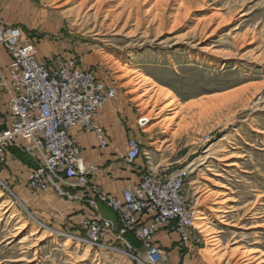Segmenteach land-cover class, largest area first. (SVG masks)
<instances>
[{
    "label": "rangeland",
    "instance_id": "1",
    "mask_svg": "<svg viewBox=\"0 0 264 264\" xmlns=\"http://www.w3.org/2000/svg\"><path fill=\"white\" fill-rule=\"evenodd\" d=\"M20 1L17 27L40 61L74 59L116 89L104 108L140 143L141 176H184L192 240L161 230L201 264H264V0ZM125 69L152 87L159 114ZM81 238L39 220L0 177V264H141L134 236L113 249Z\"/></svg>",
    "mask_w": 264,
    "mask_h": 264
},
{
    "label": "built area",
    "instance_id": "2",
    "mask_svg": "<svg viewBox=\"0 0 264 264\" xmlns=\"http://www.w3.org/2000/svg\"><path fill=\"white\" fill-rule=\"evenodd\" d=\"M23 37L20 27L0 19V46L10 57L7 76L0 72V94L8 98L7 124L0 128V166L10 148L31 156L36 167L28 178L30 189L43 191L53 186L63 195L66 188L87 189L92 202H101L115 212V220L82 218L76 226L84 234L83 241L91 247L113 249L105 240L108 234L121 241L132 234L143 248L138 251L127 244L135 260L141 264L164 262L165 255L153 240L158 231L171 227L187 244L196 230L195 211L183 195L184 176L142 175L138 183L123 190L121 198L91 183L93 166L85 164L69 131L94 132L99 146L106 147L100 112L115 98L116 89L74 59L56 60L54 64L40 61L33 44ZM127 148L125 162L132 165L141 155V146L131 137Z\"/></svg>",
    "mask_w": 264,
    "mask_h": 264
},
{
    "label": "crops",
    "instance_id": "3",
    "mask_svg": "<svg viewBox=\"0 0 264 264\" xmlns=\"http://www.w3.org/2000/svg\"><path fill=\"white\" fill-rule=\"evenodd\" d=\"M20 0H1L0 19L6 25L21 23ZM10 57L0 46V72L7 76ZM7 96L0 94V128L7 124ZM108 103V102H107ZM111 105L107 104L100 112L101 126L106 134L107 146L100 147L94 132L71 129L69 133L75 139L81 150V155L87 166H93L89 174L91 183L98 185L102 191L121 198L122 192L130 185H135L141 178L142 164L137 159L132 165H127L128 136L125 131L112 121L114 115ZM36 167L35 160L17 148H10L0 177L10 185L14 194L42 222L62 226L65 223L77 225L84 217L116 219V214L105 204L94 201L83 188H66L67 194L59 193L53 186L43 191H33L27 185L31 171ZM158 232L153 240L156 246L164 251L167 261L165 264H201L176 243L177 235L172 232ZM133 235L128 234L126 237ZM113 237V238H112ZM114 234H108L106 241L114 240ZM175 242V243H174ZM132 248V247H131ZM137 247L133 246L132 249ZM192 257L193 259H191Z\"/></svg>",
    "mask_w": 264,
    "mask_h": 264
},
{
    "label": "bare ground",
    "instance_id": "4",
    "mask_svg": "<svg viewBox=\"0 0 264 264\" xmlns=\"http://www.w3.org/2000/svg\"><path fill=\"white\" fill-rule=\"evenodd\" d=\"M125 77L127 78L126 85L130 86L131 92L136 94V99L143 105L144 109L150 108L148 110L149 115H157L159 114L163 108H161L158 112L155 113V106L158 102V100L155 98V101L151 102V97L155 96L154 91L152 90V87H147L146 82L144 80L139 79V77L132 72L131 70H124ZM151 93V96H149L148 99H145L149 94ZM173 102L168 101L164 108H168L172 106ZM163 124V119H161L159 122H157V125ZM67 244V243H66ZM248 255V253H247Z\"/></svg>",
    "mask_w": 264,
    "mask_h": 264
}]
</instances>
